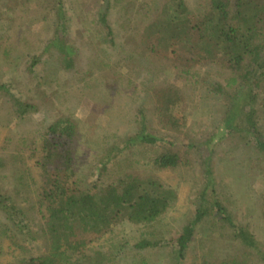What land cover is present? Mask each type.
<instances>
[{
    "label": "rangeland",
    "instance_id": "1",
    "mask_svg": "<svg viewBox=\"0 0 264 264\" xmlns=\"http://www.w3.org/2000/svg\"><path fill=\"white\" fill-rule=\"evenodd\" d=\"M185 1L196 14L206 11L203 0ZM143 5L140 13L156 14L146 0H0V85L34 108L18 117L12 99L0 93V190L22 211L21 222L28 228L20 232L0 211V264H26L46 253V210L39 205L41 138L55 119L66 115L78 125L75 171L84 187L90 188L91 176L110 155L115 161L110 178L135 171L177 194L158 221L138 226L123 221L113 235L94 244L105 251L106 264H264L258 252L264 255V151L252 139L264 136V87L253 95L256 128L251 129L244 107L240 114L230 113L239 91L228 86V73L221 67L175 75L166 60H140L134 53L142 48L136 34L146 19L136 8ZM55 36H64L74 53L66 62L48 46ZM34 57L39 59L31 72ZM171 86L181 99L186 122L181 132L164 128L158 112L162 97L157 93ZM142 125L161 140L162 150L181 158L177 167H154L157 149L138 143L125 147ZM216 198L252 235L254 247H246L214 217ZM202 202L211 215L194 224L193 239L178 260L175 240ZM142 239L153 245L139 249Z\"/></svg>",
    "mask_w": 264,
    "mask_h": 264
},
{
    "label": "trees",
    "instance_id": "2",
    "mask_svg": "<svg viewBox=\"0 0 264 264\" xmlns=\"http://www.w3.org/2000/svg\"><path fill=\"white\" fill-rule=\"evenodd\" d=\"M161 1L146 0V5L157 9L151 17L145 12L140 13L146 6L136 8V14L145 17L146 21L138 25L136 36L142 48L134 53L142 61L166 60L175 75L181 71H199L206 66L221 67L228 73V86L237 87L239 91L235 94L236 101L230 107V113L240 114L244 107L248 124L255 129L252 121L253 95L264 87V0H203V10L207 8L200 14L192 11L185 0ZM58 3L61 4V1ZM60 11L58 9L57 13L62 22L63 13ZM60 32L65 33L63 26ZM63 37L55 36L48 46L55 48L66 62L74 53ZM38 59L33 58L31 72ZM172 88L157 93L162 97L158 112L164 128L181 132V126H185L186 122L180 112L181 99ZM0 93L12 99L18 117L34 111L33 106L11 96L9 87L0 85ZM229 119L234 120L233 116ZM77 126L70 115L60 116L42 134V154L38 164L42 175L39 205L45 206L46 210L43 230L47 245L43 256L31 258L26 264H106L105 251L94 244L107 234L113 235L114 229L123 221L137 226L158 221L177 201L175 190L157 179H141L135 171L110 178V168L115 163L110 155L101 160V167L91 176L93 183L90 188L84 187L76 179L75 171V152L80 140ZM144 129L142 125L139 134L124 142L125 147L138 143L149 146L153 151L157 149L158 153L151 161L154 167H177L181 158L169 149L162 150L161 140ZM262 137H252L260 151H264ZM112 149L108 153L112 154ZM2 166L0 160V169ZM17 180L20 184L24 182L22 176ZM203 203L198 206L192 222L182 228L175 240L178 260L193 239L194 224L211 215L208 208L202 206ZM212 208L216 213L214 217L227 224L236 238L240 237L246 247H254L252 235L235 222L218 198L213 200ZM0 211L17 230L28 231L20 219L22 211L1 190ZM148 245L153 244L142 239L137 247L140 249ZM258 252L264 259L263 252L259 249ZM222 264L241 263L233 260Z\"/></svg>",
    "mask_w": 264,
    "mask_h": 264
}]
</instances>
